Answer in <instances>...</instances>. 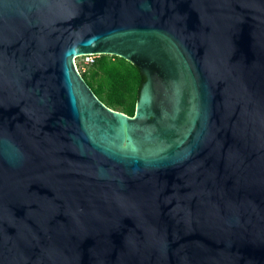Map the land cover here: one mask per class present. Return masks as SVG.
I'll use <instances>...</instances> for the list:
<instances>
[{"label":"water","instance_id":"1","mask_svg":"<svg viewBox=\"0 0 264 264\" xmlns=\"http://www.w3.org/2000/svg\"><path fill=\"white\" fill-rule=\"evenodd\" d=\"M0 264H264V0H0Z\"/></svg>","mask_w":264,"mask_h":264},{"label":"trees","instance_id":"2","mask_svg":"<svg viewBox=\"0 0 264 264\" xmlns=\"http://www.w3.org/2000/svg\"><path fill=\"white\" fill-rule=\"evenodd\" d=\"M84 79L107 106L133 116L146 77L139 67L117 55H97L81 71Z\"/></svg>","mask_w":264,"mask_h":264},{"label":"rangeland","instance_id":"3","mask_svg":"<svg viewBox=\"0 0 264 264\" xmlns=\"http://www.w3.org/2000/svg\"><path fill=\"white\" fill-rule=\"evenodd\" d=\"M84 61L85 59L82 56L76 58V64L80 72L85 71L87 69L88 64H86Z\"/></svg>","mask_w":264,"mask_h":264},{"label":"built area","instance_id":"4","mask_svg":"<svg viewBox=\"0 0 264 264\" xmlns=\"http://www.w3.org/2000/svg\"><path fill=\"white\" fill-rule=\"evenodd\" d=\"M85 59L86 64H92L95 62V59L97 57V54H86L82 56Z\"/></svg>","mask_w":264,"mask_h":264}]
</instances>
